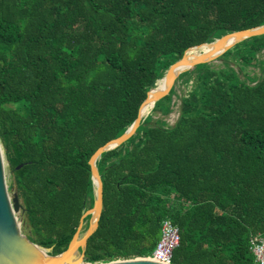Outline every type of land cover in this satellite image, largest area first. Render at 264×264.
Returning <instances> with one entry per match:
<instances>
[{"label": "trees", "instance_id": "trees-1", "mask_svg": "<svg viewBox=\"0 0 264 264\" xmlns=\"http://www.w3.org/2000/svg\"><path fill=\"white\" fill-rule=\"evenodd\" d=\"M262 24L264 0H0V141L27 237L63 252L94 205L92 154L130 127L188 48ZM218 59L177 78L187 88L175 124L149 113L98 159L104 203L85 261L149 255L170 219L173 264L253 263L250 240L264 235V34ZM175 95L152 111L172 113Z\"/></svg>", "mask_w": 264, "mask_h": 264}, {"label": "water", "instance_id": "water-1", "mask_svg": "<svg viewBox=\"0 0 264 264\" xmlns=\"http://www.w3.org/2000/svg\"><path fill=\"white\" fill-rule=\"evenodd\" d=\"M263 34L264 24L227 32L211 42L188 48L180 59L169 66L163 78H161L164 81L162 88L159 92H156L158 86L149 90L146 99L139 108L137 118L130 127L122 135L112 138L101 145L89 159L95 189L94 205L84 211L68 247L59 254H51L53 247L46 248L38 245L22 232L16 213L23 206L17 192L13 196L10 195L9 186L12 176L0 141V264H165L150 257L114 260L103 263L85 261L87 243L99 227L104 203V182L97 161L104 152L122 145L135 135L143 118L146 116L144 114L145 107L152 105L151 109H153L157 101L168 96L181 73L196 65L214 61L238 42ZM204 46H208L207 50H201L198 54L191 53V50ZM23 165V163L17 165L16 169L19 170ZM88 216L91 217L88 228L85 229L84 227L87 223L85 219Z\"/></svg>", "mask_w": 264, "mask_h": 264}, {"label": "built area", "instance_id": "built-area-1", "mask_svg": "<svg viewBox=\"0 0 264 264\" xmlns=\"http://www.w3.org/2000/svg\"><path fill=\"white\" fill-rule=\"evenodd\" d=\"M179 243V228L170 219H165L162 222L161 237L154 251L149 255L137 256L129 259L150 257L156 259L161 263L173 264V251L179 245ZM250 249L254 255V261L252 264H264V235L258 234L253 236L250 240Z\"/></svg>", "mask_w": 264, "mask_h": 264}, {"label": "rangeland", "instance_id": "rangeland-1", "mask_svg": "<svg viewBox=\"0 0 264 264\" xmlns=\"http://www.w3.org/2000/svg\"><path fill=\"white\" fill-rule=\"evenodd\" d=\"M201 50H199L198 52H200ZM223 59H215L214 61L210 62L212 64H214L215 66H219V65H223ZM251 72V74L253 73H259L260 72V69L259 67H253V66H249L247 67ZM176 88V91H177V95H175L173 97L174 99V102H175V106H174V111L172 113H170L169 115H166V116H163L161 113L159 112H153L152 109L150 110L149 113H153L154 115V118H163L164 120L167 121V123L169 125H173L175 124V122L177 121V119L179 118V115H180V104H181V99H180V95L185 93L186 91V84L182 82V80H179L175 86ZM10 195L13 196V190L10 189ZM17 218H18V222L20 224V227L22 229V232L27 236V229L25 228V225H24V220H23V212L22 210L20 209L17 213ZM117 260H123V259H117ZM100 263H103V262H100Z\"/></svg>", "mask_w": 264, "mask_h": 264}, {"label": "bare ground", "instance_id": "bare-ground-1", "mask_svg": "<svg viewBox=\"0 0 264 264\" xmlns=\"http://www.w3.org/2000/svg\"><path fill=\"white\" fill-rule=\"evenodd\" d=\"M207 48H208V46H204V47H202V48H199V49H197V51H196L195 53H193V54H198V53H199V52H198L199 50L205 51V50H207ZM194 50H196V49H194ZM194 50H191V52L194 51ZM163 83H164V81H163L162 79L158 81V89H157L156 92H159V91H160V89L162 88ZM151 107H152V105H148V106L145 107V110H144V114H145V115H147V114L150 112ZM83 264H84V263H83Z\"/></svg>", "mask_w": 264, "mask_h": 264}]
</instances>
